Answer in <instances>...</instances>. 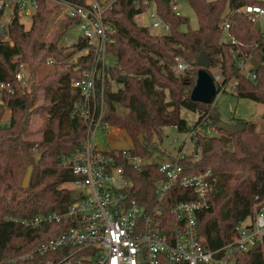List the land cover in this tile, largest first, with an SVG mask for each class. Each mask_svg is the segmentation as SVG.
Listing matches in <instances>:
<instances>
[{"label":"trees","instance_id":"1","mask_svg":"<svg viewBox=\"0 0 264 264\" xmlns=\"http://www.w3.org/2000/svg\"><path fill=\"white\" fill-rule=\"evenodd\" d=\"M3 1V0H0ZM85 5V0H66ZM193 9L198 29L182 31L188 19L177 15L173 5L178 0H112L103 14L111 42L106 45V56L114 57L115 65L109 74L114 82L125 79L114 91L105 82L106 113L102 118L113 128L125 130L132 141L133 154L149 159L162 149L165 129L175 128L188 133L200 124L212 125L219 136L191 138L192 154L181 161L187 174L211 170L215 181L210 194V207L197 213V228L203 243L210 250H220L231 242L236 226L251 218L264 203V128L255 130L254 123L237 122L246 126L244 132L229 136L217 129L219 114L211 104L193 102L190 92L197 81L199 67L193 65L206 53L212 69L218 68L225 83L236 81L233 93L264 105V43L262 32H256L251 14L242 12L245 6L264 9V0H185ZM154 5L157 15L169 25L170 32L154 35L148 26L139 25L136 17ZM53 11L45 0H37V8L29 30L16 11L5 34L0 32V264H10L59 233V225L43 222L38 226L25 225L36 217L65 212L78 201L82 193L67 187L79 180L73 171L62 165L63 156H71L80 149L86 136L83 118L74 113L78 93L71 88V79L80 77L92 68L94 54L88 50L81 35L74 54L85 51L75 65H68L66 52L58 40L78 20L68 18L64 31L56 40L46 41L49 18ZM3 13L0 12V31ZM228 36L235 39L223 42ZM181 57L189 69L177 73L175 59ZM248 59L260 63L251 69L256 78L251 80L239 70V61ZM48 60L52 64L47 65ZM22 65L36 74L43 65L51 67L42 78L36 79L27 92L17 79ZM43 103H36L39 92ZM220 91H217V95ZM225 93V92H223ZM216 95V96H217ZM116 105L128 113L118 114ZM185 109L200 113L190 127L181 117ZM10 123L2 126L6 112ZM38 114L43 118L39 130L42 140L33 141L31 120ZM264 120V113L262 116ZM155 140L159 142L154 145ZM39 155H42L38 161ZM125 175L132 183L131 197L148 211L155 204L156 183L164 178L157 164L135 169L121 161ZM34 168L27 189L22 183L27 169ZM191 190L176 185L165 196L162 206L171 216L173 207L182 200L193 199ZM264 247L258 244L247 253L236 254L233 264H264ZM258 258V261H257ZM260 259V260H259Z\"/></svg>","mask_w":264,"mask_h":264},{"label":"built area","instance_id":"2","mask_svg":"<svg viewBox=\"0 0 264 264\" xmlns=\"http://www.w3.org/2000/svg\"><path fill=\"white\" fill-rule=\"evenodd\" d=\"M60 4L68 18L78 20L88 50L94 54L92 68L80 77L71 79V88L78 93L79 101L74 104V113L79 114L86 124V136L82 149L71 156L62 157V165L70 168L79 177L72 185L82 193L81 198L65 212L39 216L25 225L38 226L45 222L59 225V233L34 251L13 260L10 264H233L236 254L247 253L258 244L264 247V203L251 217V222L236 226L231 242L220 250H210L203 243L197 228V213L210 207V194L215 181L211 170L200 173L185 171L181 161L185 154L179 153L167 160L154 162L133 154L132 149H114L103 152L96 142L99 130L110 126L102 122L105 108V82H115L109 74L106 62V45L111 42L108 25L103 20L104 12L111 4L98 0L80 5L66 0H54ZM37 0L0 1L1 33L5 34L16 11L33 17ZM177 15V5H173ZM242 12L251 14L255 25L260 22L264 43V9L245 6ZM144 14L139 15L144 25ZM149 24L155 35L168 34L170 27L156 13L148 15ZM229 41L235 44L231 36ZM251 59L239 61V70L251 80L256 78ZM176 71L184 73L189 69L181 57L175 59ZM48 60L47 65H51ZM23 66L17 74L22 81ZM213 74V73H212ZM217 90L235 91L236 81L224 82L220 73L213 74ZM5 88L0 84V89ZM209 126V125H208ZM207 124L192 129L190 137L209 138L218 132ZM219 133V132H218ZM155 146L159 145L156 141ZM123 161L140 169L147 164H157L164 175L155 187V204L147 211L131 197L132 183L125 175ZM176 185L192 191L194 198L178 202L170 216L162 203L166 194Z\"/></svg>","mask_w":264,"mask_h":264},{"label":"rangeland","instance_id":"3","mask_svg":"<svg viewBox=\"0 0 264 264\" xmlns=\"http://www.w3.org/2000/svg\"><path fill=\"white\" fill-rule=\"evenodd\" d=\"M86 3L92 2L93 0H85ZM103 4H111L112 0H98ZM45 5L51 9L53 12L50 15L49 26L46 32L45 40L52 41L56 40L57 37L62 34L64 31L65 25L68 22L67 16L65 14L64 8L55 2L54 0H45ZM154 10V5L152 4L146 13L150 15ZM178 13L188 19V25L183 26L182 31L188 30H196L198 29V20L197 17L191 8V6L185 0H178L177 4ZM34 15V13H33ZM32 15V16H33ZM21 21L25 27V30H29L32 25V17L26 16L22 14ZM137 23L141 24V18L136 17ZM264 29V23L262 24ZM149 30L152 34H154L155 30L149 26ZM82 35V31L78 25H71L67 28V32L63 35V37L58 40V46L66 52V56L69 58L66 62L68 65H75L77 63V59L82 54L86 52L83 51L81 53L74 54L75 45L78 42L79 38ZM155 35V34H154ZM222 41L228 42V32L227 27L225 28L222 34ZM106 62L108 66L113 67L115 65L114 57H106ZM22 73L24 77L22 79V84L27 92H30L33 88V84H36V79L42 78L48 73V70L51 68L47 65H43L36 71V74H33L27 65H22ZM21 70V67H20ZM211 72L213 74H218L219 69H212ZM178 73V72H177ZM122 85L118 82L113 84L114 91L118 90ZM43 92H39V97L36 103V107L38 108L43 103ZM1 105V101H0ZM219 114L220 121L228 124H236L237 122H248L255 124V130L261 131L264 128V120L262 119L264 113V105L258 102H254L249 99H241L238 98L232 91L228 92H220L215 100L214 105L211 107L212 109H216ZM116 110L118 114L125 116L128 111L123 108L121 105H116ZM106 113V106L103 109L102 118ZM181 117L185 119L190 127H192L200 117V113H193L188 110L183 109L181 111ZM10 123V111L6 112L4 119L2 121V126H7ZM43 124V118L38 114L32 116L31 120V132L32 136L29 138L30 140L37 141L42 140V135L39 132L41 126ZM109 125V124H108ZM110 126V125H109ZM208 126V125H207ZM208 127L212 128V125ZM216 136H219V133L213 132ZM165 135L168 137L170 142V149L167 153H160L153 157L154 162H161L163 160H167L168 157H175L179 153L182 154H192L194 150V141L191 139L189 133H180L175 128L169 127L165 129ZM157 140H155L154 144ZM96 142L98 144V148L103 152H109L114 149H132V141L125 130L113 128L110 126L107 130H99L96 138ZM155 154V153H154ZM42 155H39V157ZM70 189H75L72 184L67 185ZM251 222V218H248L244 223ZM264 255V253H263ZM260 260V259H259ZM258 261V258H257ZM261 264H263L261 262Z\"/></svg>","mask_w":264,"mask_h":264},{"label":"water","instance_id":"4","mask_svg":"<svg viewBox=\"0 0 264 264\" xmlns=\"http://www.w3.org/2000/svg\"><path fill=\"white\" fill-rule=\"evenodd\" d=\"M148 14H144V25H148ZM254 29L256 32L260 31V22H256L254 25ZM251 64L255 70L259 69L260 63L256 60H252ZM193 65L199 67V71L197 74V81L190 92V98L193 102L202 103V104H211L214 98L217 95V87L212 75L208 72L210 69V62L206 55V53H202L199 58L193 61ZM124 78L119 80V83L124 82ZM246 126L244 124H228L222 121L217 122V129L224 131L229 136H234L236 133L244 132ZM162 149L167 151L170 149V142L168 137L165 135L163 136V145ZM41 156L38 158L40 161ZM34 168L30 166L25 174L22 188L27 189L31 183L32 175H33Z\"/></svg>","mask_w":264,"mask_h":264}]
</instances>
